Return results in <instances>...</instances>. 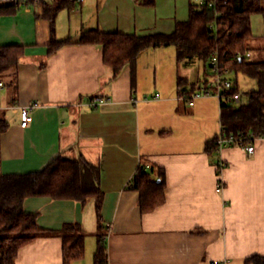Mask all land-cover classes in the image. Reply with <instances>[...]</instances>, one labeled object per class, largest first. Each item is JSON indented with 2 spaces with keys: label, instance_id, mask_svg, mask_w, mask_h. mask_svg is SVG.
Returning <instances> with one entry per match:
<instances>
[{
  "label": "crops",
  "instance_id": "crops-1",
  "mask_svg": "<svg viewBox=\"0 0 264 264\" xmlns=\"http://www.w3.org/2000/svg\"><path fill=\"white\" fill-rule=\"evenodd\" d=\"M146 1L84 0L59 13L55 33L43 6L0 18V46L25 49L0 79V119L8 122L0 175L40 171L59 155L99 165L100 202L36 196L23 205L49 233L80 224L85 256L72 264H94L98 232H105L108 264H247L264 255V137L253 139V153L239 145L206 149L223 127L221 98L187 101L211 71L201 60L178 61L175 45L143 50L111 80L103 47L77 42L94 28L170 33L196 3ZM65 38L73 42L47 55L48 44ZM27 104L33 120L22 127ZM141 165L154 177L163 171L166 181L165 202L148 212L132 182ZM15 264H63V238L33 239Z\"/></svg>",
  "mask_w": 264,
  "mask_h": 264
},
{
  "label": "trees",
  "instance_id": "trees-1",
  "mask_svg": "<svg viewBox=\"0 0 264 264\" xmlns=\"http://www.w3.org/2000/svg\"><path fill=\"white\" fill-rule=\"evenodd\" d=\"M79 0H48L43 3V16L49 20L51 31L55 33L57 17L64 9L75 8ZM153 3L154 0H147ZM22 5L17 0H0V18L14 13ZM26 7V6H23ZM218 35L210 29L215 19V8L204 3H191L189 18L178 21L170 33L104 32L98 28L84 30L78 43L96 44L103 47L104 62L115 78L127 63H134L138 55L150 47L175 45L178 61L201 60L211 71L210 57L218 49L225 76L231 72H243L257 80L258 88L247 93L241 102L221 98V118L223 129L231 134L245 137H264V47H252L249 41L252 33L251 16L264 13V0H216ZM70 38L57 39L47 45V55L56 52ZM21 45L0 46L1 74L16 65L24 55ZM254 58L250 59V53ZM233 81V80H232ZM1 82V81H0ZM182 79H179V85ZM201 87V86H200ZM199 87V88H200ZM195 89L193 88L192 91ZM239 91L236 82L225 91L233 95ZM182 92V90H181ZM190 102V98H187ZM94 108V107H93ZM8 122L0 119V143ZM219 147L218 135L206 144L209 152ZM134 188L139 191V206L142 212L152 211L166 200V181L163 171L154 177L152 170L140 166L133 178ZM50 197L85 202L89 197L103 196L100 185V167L83 156L59 155L40 171L27 174L0 175V264H15L19 249L39 236L59 235L63 238V264L85 256L86 234L78 222L65 223L59 232L49 233L37 225L36 214L24 210V202L29 197ZM100 220V203L97 204ZM102 227V225H101ZM94 264H108L105 232H98ZM247 264H264V255L255 254L247 258Z\"/></svg>",
  "mask_w": 264,
  "mask_h": 264
},
{
  "label": "built area",
  "instance_id": "built-area-1",
  "mask_svg": "<svg viewBox=\"0 0 264 264\" xmlns=\"http://www.w3.org/2000/svg\"><path fill=\"white\" fill-rule=\"evenodd\" d=\"M17 1V0H16ZM22 6H28L31 3L34 5L42 6L44 2L48 0H18ZM84 1V0H79ZM206 0H202L200 3H204ZM209 6L215 8V19L210 23V29L213 31L214 35H218V17L221 13L216 9V0H209ZM211 64V78L208 79L201 87L194 91L189 98L195 99L202 96H212L217 95L218 97H226L229 101H233L235 103L241 102L242 94L239 91L233 93V95L226 96L225 91L229 90L233 87V81L225 76V71H223V63L220 59V54L218 49H215L210 57ZM2 85V82H0ZM100 100V98H98ZM101 101V100H100ZM21 111V126L25 127L29 122L33 120V115L31 114V110L33 105L27 104L20 106ZM1 110V107H0ZM256 137L249 136L245 137L242 134L235 135L233 133H227L223 127H221L218 134V143L219 147L227 146V145H239L244 146L245 149L249 153H253L254 143L253 139ZM224 164H220L222 167ZM222 186H219L218 190H221ZM209 264H224L220 262H210Z\"/></svg>",
  "mask_w": 264,
  "mask_h": 264
},
{
  "label": "rangeland",
  "instance_id": "rangeland-1",
  "mask_svg": "<svg viewBox=\"0 0 264 264\" xmlns=\"http://www.w3.org/2000/svg\"><path fill=\"white\" fill-rule=\"evenodd\" d=\"M201 0H194V2L199 3ZM33 6V4H30ZM24 7L21 6L19 11H24ZM251 26L252 33L255 36L249 41L250 46L252 47H264V13H256L251 16ZM254 58V54L250 53V59ZM203 76V74H202ZM231 80L237 83L239 87V92L244 96V100L247 99V93L258 88L257 80L243 72H231L229 74ZM205 76L203 77V79ZM211 78V74L208 76Z\"/></svg>",
  "mask_w": 264,
  "mask_h": 264
}]
</instances>
